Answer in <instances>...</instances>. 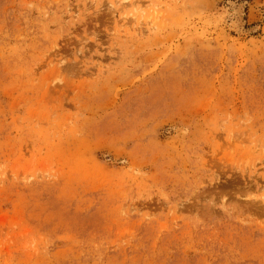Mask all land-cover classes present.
<instances>
[{"label": "rangeland", "instance_id": "374dc122", "mask_svg": "<svg viewBox=\"0 0 264 264\" xmlns=\"http://www.w3.org/2000/svg\"><path fill=\"white\" fill-rule=\"evenodd\" d=\"M0 264H264V0H0Z\"/></svg>", "mask_w": 264, "mask_h": 264}]
</instances>
